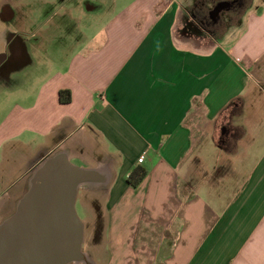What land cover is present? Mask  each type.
Instances as JSON below:
<instances>
[{
  "label": "crops",
  "instance_id": "crops-1",
  "mask_svg": "<svg viewBox=\"0 0 264 264\" xmlns=\"http://www.w3.org/2000/svg\"><path fill=\"white\" fill-rule=\"evenodd\" d=\"M197 3L132 0L90 17L69 48L57 39L50 73L0 3V81L46 74L0 121V226L62 157L84 176L76 211L84 189L107 213L104 245L71 264H264V0L223 9L240 17L220 13V35L193 11L212 3ZM137 167L148 173L134 188Z\"/></svg>",
  "mask_w": 264,
  "mask_h": 264
},
{
  "label": "rangeland",
  "instance_id": "rangeland-1",
  "mask_svg": "<svg viewBox=\"0 0 264 264\" xmlns=\"http://www.w3.org/2000/svg\"><path fill=\"white\" fill-rule=\"evenodd\" d=\"M132 0H0V3L8 2L15 13L11 22L17 27L24 37L30 39L29 50L33 61L34 69H44L50 73L56 69L53 63L57 60L59 44L58 38L66 37L67 43L74 44L76 39L82 36V31L89 28L90 17L100 18L102 21L113 13L116 5H124ZM212 3L209 8L213 9L219 0H198L197 4ZM224 1V0H220ZM228 1L229 0H225ZM248 2V0H246ZM202 2V3H201ZM88 5H96V12L87 11ZM200 8V9H199ZM196 5L194 13L202 21V16L208 18L203 21L202 26L209 34L220 35L227 27H222L221 22L216 24L209 16V9L202 12ZM198 9V10H197ZM203 9V8H202ZM210 9V10H211ZM197 10V11H196ZM204 10V9H203ZM208 13V14H206ZM212 11L210 12V14ZM229 14V15H228ZM103 15V17H101ZM229 16V17H228ZM204 17V18H205ZM222 20L231 21L225 24L238 23L240 13L226 11L221 13ZM88 26V27H87ZM61 40V39H59ZM70 47V46H69ZM68 47V48H69ZM66 48V53L69 52ZM56 59V60H55ZM49 61V62H48ZM36 64V65H34ZM30 67V65H29ZM33 70V69H32ZM33 72V71H32ZM45 75L34 73L29 76L24 72L22 75V86L15 88V83L7 79L0 81V121L5 117L10 107L12 98L16 101L25 99V92L32 91L39 87ZM77 212L83 226L82 252L86 258H92L99 246L104 245L106 228V207L104 198L101 195H94L87 190L80 189ZM102 194V193H100Z\"/></svg>",
  "mask_w": 264,
  "mask_h": 264
},
{
  "label": "water",
  "instance_id": "water-1",
  "mask_svg": "<svg viewBox=\"0 0 264 264\" xmlns=\"http://www.w3.org/2000/svg\"><path fill=\"white\" fill-rule=\"evenodd\" d=\"M228 6V1L219 2L212 15L217 17ZM83 179L62 157L39 170L16 214L0 226V264H67L85 258L75 205Z\"/></svg>",
  "mask_w": 264,
  "mask_h": 264
},
{
  "label": "trees",
  "instance_id": "trees-1",
  "mask_svg": "<svg viewBox=\"0 0 264 264\" xmlns=\"http://www.w3.org/2000/svg\"><path fill=\"white\" fill-rule=\"evenodd\" d=\"M59 95L62 103L68 104L72 101V93L69 89L60 90ZM147 173V170L143 167H137L134 169L128 179L130 185L134 188L138 187L146 177Z\"/></svg>",
  "mask_w": 264,
  "mask_h": 264
},
{
  "label": "flooded vegetation",
  "instance_id": "flooded-vegetation-1",
  "mask_svg": "<svg viewBox=\"0 0 264 264\" xmlns=\"http://www.w3.org/2000/svg\"><path fill=\"white\" fill-rule=\"evenodd\" d=\"M219 2H220V0H219ZM219 2H217V3H219ZM236 3V0H229V5L231 6L232 4L234 5ZM209 16L211 17V19L213 20V22L215 21H218V19H219V17H214L213 15H212V13H211V15L209 14ZM206 19L208 18V17H205ZM204 18V19H205ZM204 19L202 20V21H204ZM58 260V259H57ZM57 260L55 259V261L54 262H57ZM71 263H73V262H69V263H67V264H71ZM54 264H57V263H54Z\"/></svg>",
  "mask_w": 264,
  "mask_h": 264
},
{
  "label": "built area",
  "instance_id": "built-area-1",
  "mask_svg": "<svg viewBox=\"0 0 264 264\" xmlns=\"http://www.w3.org/2000/svg\"><path fill=\"white\" fill-rule=\"evenodd\" d=\"M139 163H142L143 161H144V158L143 157H141V158H139Z\"/></svg>",
  "mask_w": 264,
  "mask_h": 264
}]
</instances>
